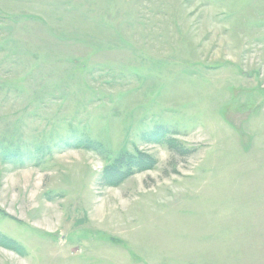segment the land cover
<instances>
[{"label": "rangeland", "instance_id": "obj_1", "mask_svg": "<svg viewBox=\"0 0 264 264\" xmlns=\"http://www.w3.org/2000/svg\"><path fill=\"white\" fill-rule=\"evenodd\" d=\"M0 264H264V0H0Z\"/></svg>", "mask_w": 264, "mask_h": 264}]
</instances>
